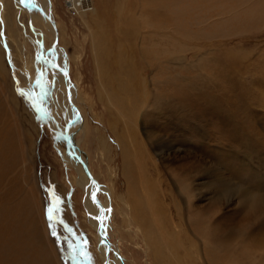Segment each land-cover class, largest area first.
<instances>
[{
  "label": "rangeland",
  "instance_id": "rangeland-1",
  "mask_svg": "<svg viewBox=\"0 0 264 264\" xmlns=\"http://www.w3.org/2000/svg\"><path fill=\"white\" fill-rule=\"evenodd\" d=\"M4 1H9L11 21L0 26V264H103L85 194L76 183L74 167L62 156L69 128L79 115L87 126L79 148L96 182L111 189L107 238L112 242L118 237L125 264H222V259L233 264L224 251L233 247L235 258L244 255L248 263L264 264V220L246 236H233L225 244H212L205 232L199 240L185 234L188 230L171 211V200L176 203L181 197L177 181L169 175L181 163L191 169L198 165L199 178L191 183H199V208L213 205L224 220L221 230L231 234L238 231L239 212L253 195L219 193L238 188L264 193V0H175L170 10L179 12L158 10L154 21L137 22L141 35L131 43L119 36L116 7H123V0H94L99 20H90L89 27L65 8V0H50L57 45L69 62L68 81L78 86L75 106L80 113L74 122H67L56 104L45 28L17 10L12 0ZM147 1L127 0L124 7L136 21L135 15L161 6ZM149 23L155 25V37ZM35 30L43 34L47 53L41 57L40 80L34 62L40 50ZM149 43L156 45L153 52ZM29 85L36 87L35 96ZM187 97L188 105L181 104ZM152 119L166 128L164 132L151 127ZM230 122L248 128L246 137L254 150L240 149L242 143L250 146L241 135L238 143L229 140L221 126ZM70 134L74 138L77 132ZM141 142L159 165V175L141 162V150L133 154ZM161 152L166 158L162 165ZM147 175L151 189L157 187L158 204L149 210L136 202L144 204L140 180ZM131 191L136 192L135 200ZM101 198L95 196L98 203ZM180 207L185 208L183 199ZM124 209L136 232L121 214Z\"/></svg>",
  "mask_w": 264,
  "mask_h": 264
},
{
  "label": "bare ground",
  "instance_id": "bare-ground-1",
  "mask_svg": "<svg viewBox=\"0 0 264 264\" xmlns=\"http://www.w3.org/2000/svg\"><path fill=\"white\" fill-rule=\"evenodd\" d=\"M12 1H13V4L17 10H21V12L26 11L32 22L36 21L42 26V28H45L46 31H45L44 36L47 37V39L49 40L50 45H51V47L48 49V51H49L48 56L51 59L53 58V60H51V59L50 60L54 64L53 65L51 63L52 64L51 66L54 68L53 69L54 71L52 70V68L50 69L54 78H55L54 79L55 80L54 86H52V87H54L53 91L55 92V94L59 98V102H56V104L58 107H60L62 109V111L63 110L65 111L66 121L67 122H74V118L76 117L77 113H80V110L75 106V102H76V98H77L76 91H77L78 86L77 85L73 86L68 81L67 71L69 69V62H68V58H67L65 52L57 45V42L59 40L58 39L59 34H58V30H57V23L54 21V17L52 16V3H51V1L50 0H30L31 1L30 3H26L25 0H23V2H21L20 0H12ZM93 1L94 0H65L64 5H65V8L70 13L79 17L82 20V22L86 26L89 27V24L91 23L90 20L94 21V23H97L99 20V16L97 15V11H96V8L94 6ZM126 1L123 0V2H122L123 7H121V8L119 6L116 7V18L118 19V21H121V25H122V28L119 29V36H121L122 40L126 41V43H131L135 39V37H137L140 34L141 28L138 27L139 24L137 22H139L141 24L142 22L148 21L149 18L152 21H154L155 18H157V11L158 10H160V11L166 10L167 13H169V14L173 13V15L176 14L177 12H179L178 10H174V12H171L172 10H170L171 6H173L175 4V2H176L175 0H172V1H170V0H148L147 1L146 0L147 1L146 3L148 5L156 2L159 4L161 3V6H158L157 10H152V9L146 8L147 11L144 12L145 14L141 13L139 16L135 15L137 17V20L135 21L133 19L134 17L133 18L131 17L129 10H127V8L124 7ZM139 1L142 2L143 0H139ZM168 1H170V2H168ZM178 1L179 0H177V3H179ZM8 2H6L4 0H0V11H1L0 20L3 21V24L6 23L9 26L11 19L9 17L10 16L9 12L7 10L8 4H9ZM144 5H146V4H144ZM155 6H157V5H155ZM151 8H152V6H151ZM128 19H129V21H128ZM6 24L4 26H6ZM121 25H120V27H121ZM154 26L149 23L148 30L151 31L152 34L150 33V35L153 37H155L154 33H156V31H154L155 30ZM140 27H141V25H140ZM146 27H144V28H146ZM34 33L38 39L37 43H39V49H40L38 51L35 59H34V62L36 65L37 64L39 65L37 67V73L40 76L41 73H43V69L40 66V61H41L42 55L45 56V54H43V52H44L43 42H42L43 34H41L40 32H38L36 30L34 31ZM151 38L152 37H149V39H151ZM149 42L151 43V40H149ZM154 44L153 43L150 44L149 49L152 50L151 52H153V48L156 46ZM137 48H139V47H137ZM144 50H140V51L146 52L147 49H144ZM144 54H146V53H144ZM39 80H40V78H39ZM144 81H146V80H144ZM30 86L31 85L28 86V89L31 92L35 93L36 87L35 86L30 87ZM185 99L186 100H183V102L181 101V104L187 103V105H188V101H190L189 97H187ZM46 119H47V117H46ZM181 119H183V118H179V119L177 118V120H181ZM185 119L190 120L191 118H185ZM48 122L52 125L55 133L58 132V130H59L58 125L57 124L53 125V122L51 121V119L49 117H48ZM156 122L157 121H153V119H152L150 123H152L153 126H151V127L155 128V126H157L159 129L162 128V132H164V130L166 128L161 127L162 125L157 124ZM164 122H166V119ZM221 127L223 129H225V128L227 129V131L229 132L228 138L231 142H235V140H237L235 143H238V140L241 141V137H240V135H241L250 143V146L243 145V143H242V145L240 147V149L242 151H248L254 147L251 139L249 137H246L245 132L248 130V128H246L245 126L244 127L240 126L241 127L240 128V127L236 126L233 122H230V123L225 124V126H221ZM86 128H87V126L85 125L84 119H81V117L79 115V117L76 118L75 123L69 128V133H67V138L69 141L67 139H65L66 144H67L66 152H64V154L62 156H63V159L69 163V166L74 167V170L77 173L76 183L83 190V192L85 194V202L84 203L86 205L85 208L87 209V212L89 215L88 222L94 228V230L97 231L99 241L101 242V244L99 246V254H100L102 263L103 264H125V262L121 260L123 255L120 252L118 237H115V239H113L112 242H110L109 239L107 238V230H108V226H109V223L107 222V214H108L109 204L111 201L110 200V194H111L110 190L111 189L109 190V188H107L106 186H102L96 182L95 178L90 174L91 168H90V165L88 162V158L83 153V151H80V148H79V145H81V143H82L81 139L84 140L85 134L87 132ZM129 129H131V128H129ZM217 129H219V128H217ZM223 129H221V130H223ZM70 132L71 133L77 132V134L76 135L73 134L74 138L72 136H71L72 138H70V136H69V135H71ZM147 133H149V132H147ZM151 135L155 136V132L151 133ZM149 138H150V136H147V139H149ZM141 143H142L141 145H139L140 143H137V145H139V146H135V147H137V150L134 149L133 154L135 156H137L141 150V156L143 158L141 162H145L144 164L152 167V170L159 175V173H160V172H158L159 165L157 164V162L153 161L150 158L149 154L147 153V150L145 148H143V146H142L143 142H141ZM253 150H254V148H253ZM257 150H259V149H257ZM183 155L181 157L185 158V152ZM159 160H160L159 163L161 165L164 162H166L165 153H162V152L159 153ZM182 160H184V159H182ZM229 161L230 160H227L225 162H229ZM232 162H234V161L232 160ZM229 163H231V162H229ZM188 164L191 165L190 163H188ZM140 165L142 166L143 163ZM241 168H242V166H241ZM149 169L150 168H148V170ZM175 169L178 170L177 174L175 172ZM174 173L176 175H173ZM237 173L238 172H236V174ZM169 175L172 176V178L177 181V185H178L177 190H178V194L181 197L180 201L178 199L176 203L174 202L175 200H173V201L171 200V202L173 203L172 204L173 209L171 211L174 215V218L181 219L180 220V226H182V228L188 230L185 232V234H188V235L190 234L199 240V234L201 233V235L203 236V232H205L208 235V238L210 239V241H212V244H216V242H221V243L225 244L227 242H230L234 238L233 236H237L238 239L246 236L247 232H248L247 230L249 228L251 229V227L255 226L256 224H259V223L261 224V222L264 220L263 216H262L264 214V210H263L264 206H262V204H264V193H261V194L255 193L254 194L252 192H246V190H242L240 188H238L239 190L228 189V191H223L219 194L223 193V194H225V196H233V195L228 194L229 191H233L234 193H237V194L242 195V196L243 195H247V196L253 195V196L247 200L248 205L246 203L245 208H243L239 212L240 214L238 216H241V219H240V223L238 226V231L233 232L231 234L229 231H226L227 229L221 230V228L223 226L222 223H224V220L221 218V216L217 217L218 213H219L218 210L216 208H214L213 205H211V207L209 206L210 208H206V207L199 208V204H198L199 203V183L196 184L195 186H193L191 183V179L195 178L196 176H197L196 179L199 178V166L196 165L193 167V169H191V167H189L184 162V163L179 164V166H177V165L174 166L173 173L171 171H169ZM148 179L150 180V178L147 175L144 178H141V180H140L141 185H143L142 190H141V188H140V190L142 191V199L145 200L144 204L139 199H136V202H139L138 204L140 206H143L146 204V208L149 210L151 207H152V209H154V204L156 203L155 200H157V198H156L157 195H155L157 187H155L154 191H153V189H151V187L153 188V186H151L152 182H150ZM156 180H157V178H156ZM258 187H260V186L258 185ZM132 193L135 194L136 192L134 193L133 191H131V193H130V195H131L130 198L133 197V199L135 200V195L132 196ZM93 194H95V196L97 194H102V198H101L102 201H100V203H98L99 201L97 202L95 200V202H94L93 198H92ZM215 194H218V193L215 192ZM213 197H214V194H213ZM217 198H219V197H217ZM182 199L185 202V208L184 209L180 207ZM87 204H89L90 207ZM95 204L98 207H95ZM144 212H145V210H144ZM121 214L124 216V218L128 224V227H131L132 232H136L137 230L135 231L134 225H133L134 221L131 220L132 216L131 217L129 216L126 209L122 210ZM173 215H171V216L173 217ZM98 217H99V219H98ZM242 217H245V219H242ZM100 223H101V227L99 225ZM192 227H193L194 231L196 232V236H194V234H193ZM255 228H257V227L255 226ZM137 229H139V228H137ZM198 240H196V241H198ZM193 245L196 246V244H194V243H193ZM224 246H226V245H224ZM235 248L234 247H233V249L232 248H230V249L224 248V251L227 252L228 256H229V258L227 259V262L233 260V264H249V263L252 264L251 262L248 263V262L244 261L246 258V256H244V255H241L239 259L235 258V256L232 255V251L235 252V250H236ZM246 248H248V245H246ZM246 248L244 246L245 251H246ZM196 250H198V249H196ZM109 252H111V255H109ZM228 256H226V257H228ZM224 261H226V259ZM224 261L222 259L223 263H225ZM225 264H227V263H225ZM257 264H262V263L258 262Z\"/></svg>",
  "mask_w": 264,
  "mask_h": 264
},
{
  "label": "snow or ice",
  "instance_id": "snow-or-ice-1",
  "mask_svg": "<svg viewBox=\"0 0 264 264\" xmlns=\"http://www.w3.org/2000/svg\"><path fill=\"white\" fill-rule=\"evenodd\" d=\"M3 25V21L2 20H0V26H2ZM93 201L95 202V194H93ZM57 211H58V209H57ZM108 211L110 212L111 210L110 209H108ZM52 212H53V208H49L48 209V216H49V219L51 220L52 219ZM98 219H99V217H98ZM53 234H55V233H53Z\"/></svg>",
  "mask_w": 264,
  "mask_h": 264
},
{
  "label": "water",
  "instance_id": "water-1",
  "mask_svg": "<svg viewBox=\"0 0 264 264\" xmlns=\"http://www.w3.org/2000/svg\"><path fill=\"white\" fill-rule=\"evenodd\" d=\"M21 2H23V0H20ZM45 55H47V53L45 54ZM51 65L52 64H50L49 65V68H51ZM43 77V73H41V75H40V79ZM34 96H35V93L33 94ZM36 106L39 108V105H38V103H37V100H36ZM39 114L42 116V117H44V114H42L41 112H40V110H39ZM61 132V131H60ZM59 132V134H61V135H63V133L61 132L60 133ZM64 138H66V135H64ZM101 222V221H100ZM100 225V227H101V223L99 224ZM99 230V229H98Z\"/></svg>",
  "mask_w": 264,
  "mask_h": 264
}]
</instances>
